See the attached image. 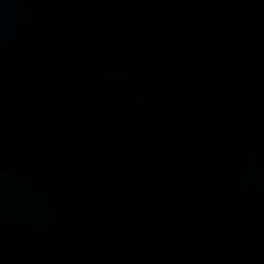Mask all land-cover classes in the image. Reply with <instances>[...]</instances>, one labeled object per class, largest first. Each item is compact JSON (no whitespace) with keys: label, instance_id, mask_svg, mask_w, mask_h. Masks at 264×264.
I'll return each instance as SVG.
<instances>
[{"label":"water","instance_id":"water-1","mask_svg":"<svg viewBox=\"0 0 264 264\" xmlns=\"http://www.w3.org/2000/svg\"><path fill=\"white\" fill-rule=\"evenodd\" d=\"M0 264H264V0H0Z\"/></svg>","mask_w":264,"mask_h":264}]
</instances>
